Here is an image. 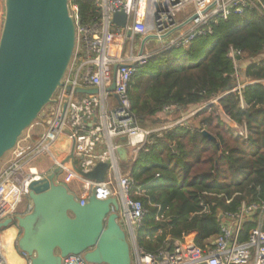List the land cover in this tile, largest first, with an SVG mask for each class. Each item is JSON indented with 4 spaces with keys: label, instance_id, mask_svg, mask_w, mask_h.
I'll list each match as a JSON object with an SVG mask.
<instances>
[{
    "label": "built area",
    "instance_id": "obj_1",
    "mask_svg": "<svg viewBox=\"0 0 264 264\" xmlns=\"http://www.w3.org/2000/svg\"><path fill=\"white\" fill-rule=\"evenodd\" d=\"M95 6L98 15L83 23L79 18L78 5L69 1L70 14L76 24L72 60L63 85L54 95L55 102L49 104L44 115L21 134L9 151V158L0 167V222L13 217L19 204L29 198L32 181L51 173L35 164L37 157L49 153L54 160V169L60 167L61 171H68L83 182V190L88 192V196L81 200L82 204L88 201L92 193L101 200L118 199L121 204L120 217L124 219L133 242L135 264H264V203L243 201L236 212L223 215L221 234L210 240L205 248L196 245L192 233L183 234L180 239L168 237L162 246L153 251L142 247L136 232L141 228L148 210L136 198L142 194L141 187L135 185L130 172H121L117 152L122 146L128 147L130 162H134L152 132L179 124H167L157 130L140 124L130 99L131 82L137 69L160 52L188 46L198 36L212 34L213 24L219 19L226 20L249 9L264 13L263 0H95ZM188 7H191L189 16L178 22V12ZM120 11L127 15L125 27L114 22V14ZM1 14L0 10V17ZM190 17V22L161 45L159 51L144 48L140 53L142 40L146 36L167 34ZM137 38L141 39V43H135ZM238 54L240 52L231 49L229 56L235 64L234 90L241 94L244 86L250 82L241 80ZM113 82L115 90L111 92L109 88ZM69 86L72 87L70 92ZM78 87H95L98 93L74 92ZM113 93L117 98L111 97ZM65 101L67 107L64 111ZM240 106L243 109L247 107L242 95ZM222 114L235 128L236 136L245 140L249 138L250 130L246 123L239 124L224 112ZM65 128L70 130L68 137L75 143L74 161L78 158L82 160V171L89 172L100 162L108 163L104 181L86 179L76 171L75 162L70 166L53 156L52 147L65 133ZM36 129L40 132L36 133ZM101 146L103 149H99ZM161 219L163 216H157V220ZM250 220L255 222V226L248 231L247 239L242 240L244 225ZM0 264H7L1 231ZM27 264H32L31 260ZM64 264L89 263L82 256L71 255Z\"/></svg>",
    "mask_w": 264,
    "mask_h": 264
},
{
    "label": "trees",
    "instance_id": "obj_2",
    "mask_svg": "<svg viewBox=\"0 0 264 264\" xmlns=\"http://www.w3.org/2000/svg\"><path fill=\"white\" fill-rule=\"evenodd\" d=\"M70 1L78 5L83 23L98 15L95 0ZM231 49L240 52L242 82H250L241 94L236 90L222 93L235 83ZM262 80L264 13L257 9L219 19L212 34L160 52L137 69L130 99L143 127L150 128L147 122L175 123L192 106L203 107L190 118L191 125L179 123L152 132L133 162L130 174L142 190L136 198L148 210L140 228L148 231L142 246L146 250H156L168 237L180 239L186 233H192L196 245L205 248L221 234V214L236 212L243 201L264 203ZM240 95L245 109L240 106ZM218 108L233 121L246 123L249 138L236 136L220 119ZM203 130L215 135L218 144L204 137ZM254 226L253 220L245 223L242 240Z\"/></svg>",
    "mask_w": 264,
    "mask_h": 264
},
{
    "label": "water",
    "instance_id": "obj_3",
    "mask_svg": "<svg viewBox=\"0 0 264 264\" xmlns=\"http://www.w3.org/2000/svg\"><path fill=\"white\" fill-rule=\"evenodd\" d=\"M70 0H4L5 13L0 34V160L15 146L21 134L44 115L63 85L76 45V24L70 14ZM192 17L162 36L151 34L141 43L140 53L150 39H164L180 30ZM114 22L125 27L127 15L114 14ZM116 69V67H115ZM236 88L232 83L223 94ZM113 82L109 91L114 92ZM72 91V87H68ZM76 93L96 94L98 89L78 87ZM117 98L116 93H113ZM67 107L64 102L63 110ZM65 132L70 133L68 128ZM202 134L217 143L207 130ZM123 141L126 138H122ZM75 143L69 158L74 159ZM120 160L130 162L129 148L117 149ZM83 177L105 180L107 162L98 163ZM61 168L29 185L32 202L26 214L0 222V230L11 228L17 246L32 264H64L69 256H82L89 264H132V247L119 222L121 204L116 197L97 199L92 193L84 204L56 181ZM223 218V214L219 219Z\"/></svg>",
    "mask_w": 264,
    "mask_h": 264
},
{
    "label": "rangeland",
    "instance_id": "obj_4",
    "mask_svg": "<svg viewBox=\"0 0 264 264\" xmlns=\"http://www.w3.org/2000/svg\"><path fill=\"white\" fill-rule=\"evenodd\" d=\"M0 10H1V17H0V32L2 29V23H3V18H4V13H5V5H4V0H0ZM180 32V30L172 33L169 37L164 38V39H160V38H154V39H150L149 41H147L145 48L147 51H159L161 49V45L166 44L172 37L176 36L178 33ZM136 44L141 43V39L137 38V40L135 41ZM185 49V47L183 48V50ZM130 97H131V91H130ZM132 100V98H131ZM46 108V107H45ZM201 108L199 106H192L191 108H189V110H187L186 112H184L182 114V117L180 120H178L177 122L180 123V121L182 123H185L186 125H191V121L190 118L197 113ZM47 110V109H44ZM218 113L220 115V119L223 121V123L228 126L231 127V125L225 120V116H223L221 110L218 108ZM148 127H150L149 129H160L161 127H163L164 125L161 124H153L151 122H147ZM167 125V124H165ZM169 125V124H168ZM153 127V128H152ZM232 130L235 131L234 127H231ZM42 130V128H41ZM36 133H39V130H35ZM69 144L66 142V139L64 137V135H62L61 137H59V140L57 141V143L52 147V154L54 157H59L60 152L63 149H67L69 148ZM99 149H103V147L101 146ZM9 158V152L0 160V167L7 161V159ZM81 163L82 160L81 158L76 159L75 161V165L80 168L81 167ZM35 164L38 165L40 167L41 170H48L50 172H52L54 170V160L51 154L47 153V154H42L39 157H37ZM120 169L121 172L123 173H128L133 169V162L129 163V164H125L120 162ZM58 180H60L61 182H63L64 184H66V186L69 188L70 192L76 194V196L79 198L80 196L83 195L82 191H83V182L74 177L70 172L62 170L60 171V173L58 174ZM133 195V192H132ZM134 196V195H133ZM28 198H25L23 202H25V200ZM29 201V200H26ZM119 222L123 225V228L126 230L127 232V237L128 240L131 243V247H132V256H133V264H135V256H134V251H133V242L131 239V235L129 232V229L124 221V219L122 217L119 218ZM137 240L138 243L143 246L146 239H147V234L148 231L146 229H138L137 232Z\"/></svg>",
    "mask_w": 264,
    "mask_h": 264
},
{
    "label": "crops",
    "instance_id": "obj_5",
    "mask_svg": "<svg viewBox=\"0 0 264 264\" xmlns=\"http://www.w3.org/2000/svg\"><path fill=\"white\" fill-rule=\"evenodd\" d=\"M190 12H191V7H188L186 9L181 10L180 12H178L177 21L178 22H182L185 18H187L189 16ZM242 66L244 67L245 65L242 64ZM262 82L264 83V80H262ZM111 97L115 98L114 95H111ZM219 109L223 113L222 108H219ZM62 135H64V137L66 139V142L69 144L70 147L67 148V149H63L60 152V154H59L60 158L59 159H61L63 161H66L69 158V155H70V152H71L72 142L70 141L67 132L63 133ZM74 162H75L74 159H70L66 163H68L70 166H72L74 164ZM122 163H124V162H122ZM129 163H131V162H128V163H125V164H129ZM56 181L59 182V183L64 184L63 182L58 180V177H57ZM64 185L66 186V184H64ZM82 193H83V195L80 196L79 198L76 196V194H74V193L73 194L76 196V198L78 200L81 201L82 199H85L88 196V192L87 191L83 190ZM26 200H29V201H26ZM26 200H25V202L19 204V206L17 207L14 215L26 214V213H28L30 211V208L32 207V202H31V200L29 198L26 199ZM0 231H1L2 241H3L4 253H5V256H6V259H7V264H27L28 260L30 258L28 257L27 254H25L23 251H21L19 249V247L17 246V244H16L17 238H15V236H14L15 235L14 231L10 227L9 228H3Z\"/></svg>",
    "mask_w": 264,
    "mask_h": 264
}]
</instances>
